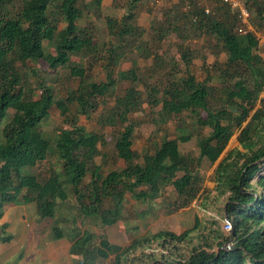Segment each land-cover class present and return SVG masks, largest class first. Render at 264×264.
<instances>
[{
  "label": "trees",
  "instance_id": "1",
  "mask_svg": "<svg viewBox=\"0 0 264 264\" xmlns=\"http://www.w3.org/2000/svg\"><path fill=\"white\" fill-rule=\"evenodd\" d=\"M13 1L0 0V124L11 112L9 121L0 128V217L6 206L32 203L36 222L50 219V238H67L70 241L68 256L72 262L77 259L79 264H96L111 255V264H132L133 261L138 264H264V99L255 108L258 95L264 90V67L254 54L258 44L255 34H238L236 17L229 16L225 6L220 5L226 9L216 15L192 5L187 15L182 14V19L195 30L204 29L214 38L226 56L224 76L236 77L224 90V106L212 109L208 100L213 89L196 81L191 74L175 86L159 91L149 86L144 88L147 105L151 108L160 105L165 115L180 111L181 103H185L188 111L204 112V124L209 131L198 141L196 157L181 155L166 139L151 152H133L132 127L127 120L139 109L142 100L134 89L137 78L133 70L118 72L117 80L128 81L130 87L114 99L101 123L111 128L123 126L116 132L113 150L124 166L103 174L93 161L99 153L96 146L99 135L83 131L75 122L78 115L96 108V98L103 97L106 87L113 82L109 73L103 83L87 82L83 68L69 66L70 56L90 52L95 47L84 28L76 25L81 17L79 3L82 0H19L18 6H14ZM100 1L91 0L95 10L99 9ZM139 2L141 0H128V14L119 22L117 37L131 33L132 26L127 22L132 20V10ZM242 2L252 7L258 16L264 11V0ZM175 5L170 8H176ZM172 19L171 23L176 22ZM106 25L113 33L115 23L107 20ZM43 42L54 45L53 53H44ZM119 55L121 52L113 54L111 66L118 63ZM180 58L188 68V54L182 52ZM31 60H41L52 70L69 67V75L78 80L76 88L64 100L54 101L48 87H40V93L34 94L27 87L22 71ZM245 76L250 79L249 83ZM52 105L66 127L60 130L59 138L51 147L49 139L42 137L37 128ZM68 105L77 107L76 116L71 119ZM235 130L243 151L228 152L212 170L215 187L221 189V194L223 190L227 194L223 212L225 210L230 222L228 235L212 221L217 229L207 231L208 224L202 225V231L196 236L201 243L191 246L186 254H180L178 244L185 241L198 224L179 234L147 233L134 237L123 247L110 244L105 238L90 247L87 234H78L74 229L68 236L58 227L59 209L71 195L78 215L82 219L98 220L102 226L125 219L120 214L125 194L143 201L154 198L168 186L176 197L172 205L177 210L188 207L202 190L203 181L197 172L201 160L214 164ZM179 141L186 142L188 137H180ZM49 152L60 165V171H50L44 178L21 172L22 168H33L44 161ZM231 156L236 159L229 162ZM142 187L146 191L137 190ZM4 229L5 226H0V243L11 240ZM225 243H230L229 250L223 248ZM153 244L169 256L161 253L157 259L152 251L143 253V249H151ZM137 251L140 255L132 256ZM20 255L10 264L20 260Z\"/></svg>",
  "mask_w": 264,
  "mask_h": 264
},
{
  "label": "rangeland",
  "instance_id": "2",
  "mask_svg": "<svg viewBox=\"0 0 264 264\" xmlns=\"http://www.w3.org/2000/svg\"><path fill=\"white\" fill-rule=\"evenodd\" d=\"M18 1H13L14 6H18ZM241 3L243 4L242 0ZM261 3L263 4V1ZM174 4L177 7L171 9L172 4L168 0H141V2L136 3L132 10L133 18L127 22L128 25L132 26L131 33L119 38L116 33L120 28L119 22L122 16L128 14V0H101L98 10H95L91 0H82L79 3L81 17L76 21V25L79 29L84 28L90 42L95 47L90 52H81L70 56L69 66L83 68L87 82L103 83L106 81L108 73L109 79L113 80L106 87L104 96L96 98V108L85 115H78L75 121L77 125L82 127L83 131L99 135L96 145L99 153L93 158V161L95 165L100 167L103 174L124 166L123 162L115 157L113 150L116 132L121 130L123 126L111 128L101 123L107 115V108L112 106L114 99L123 95L124 91L130 87L128 81L121 82L117 80L118 72L133 70L137 78L136 82L133 83L134 89L137 90L140 100H142L139 109L129 115L127 120V124L132 127L131 149L136 154H140L144 150L151 152L153 147L162 139H166L171 145L176 146L181 155L196 157L198 154V141L207 135L209 131L204 124V112L202 110L188 111L185 109V103L179 105L180 111H171L168 115L163 114L160 105L153 108L149 107L145 86L156 88L159 91L164 87L175 86L187 74H191L196 81L213 89L212 94L209 95L208 103L212 109H218L222 105L224 106L225 96L223 93L226 86L236 79V77L231 79L224 76L223 65L226 56L214 38L206 34L204 29L195 30L194 26H190L187 20L182 19V14L187 15L186 13L191 10L192 5L206 10L209 14L216 15L222 14L226 8L220 6L218 0H177V3ZM245 6L249 12V28L256 34L258 40L254 54L258 56L264 67V11L262 10L261 15L258 16L252 11V7L247 4ZM229 11L226 12L231 16L233 13ZM234 15L236 17V14ZM172 18L176 19V22L171 23ZM107 20L116 25L113 27V33H110L107 29ZM237 28L238 23L236 32L239 33ZM42 46L44 53H53V44L43 42ZM118 52H121V55L117 57V59L119 58L118 63L111 66V58L114 53ZM182 52L189 56L188 68L180 58ZM22 71L27 78V87L33 90L34 94L40 93V87H48L53 93L54 101L64 100L68 93L76 88L78 83L77 78L69 75V67H58L52 70L41 60L27 62L26 68ZM247 81L249 83L250 79L247 78ZM159 97L160 94L157 95V99ZM262 99H264V90L259 93L255 108L259 107ZM76 108V106L68 105L67 113L70 119L76 116ZM228 110H233V113H236L235 109L230 107H228ZM10 116L11 112H8L6 118L0 124V128L9 121ZM65 127L66 124L63 123L59 111L55 108V105H52L48 115L39 123L37 130L42 137L49 139L52 147L59 138L60 130ZM237 135L238 131L235 130L228 145L214 164L210 165L205 160H201L200 165L197 167V172L202 181L209 183L203 187L201 192V196L205 197L202 206L205 210L204 206L209 209L211 198L217 197L222 204L225 200L227 194L224 190L221 194V189L215 187L212 170L226 157L228 152L233 150L243 151L238 145ZM184 136L188 137V141H179L180 137ZM235 159V156H231L229 162ZM53 170L60 171V165L56 163L54 155L49 152L44 161L33 168H22L21 172L44 178ZM86 180L87 178L84 182ZM254 180L253 177L252 182ZM137 190L146 191V188L142 187ZM124 196L120 214L126 216V219L110 226H102L98 220L82 219L76 210L74 196L71 195L67 203L59 209L60 222L58 227L68 236L72 235L71 230L74 229L76 230L74 232L78 234H87L90 238L88 241L90 247L97 246L100 238H105L108 243L121 247L129 244L130 233H132L130 227L134 224L135 219L137 220L135 224L139 226V233H143L148 229L147 231L151 230L154 233L167 231L179 234L193 226L190 211H183L180 213L182 216L179 215L173 218L178 211L172 205L176 197L173 190L168 186L152 199L137 201L129 194ZM124 204L125 208L123 207ZM196 205L198 206V202L194 204V206ZM23 208L29 210L24 222L15 215L16 206L4 207L2 214L5 213V220H7L3 225H6L9 220L10 226H18V228L27 223L29 225L36 223L41 235V250L48 243L57 241L50 238V219L36 222V219L31 218L34 205L32 203L26 204ZM200 209L202 208L200 207ZM142 215L151 218V222L147 221L146 223V229L141 228ZM72 218L74 219L73 223H71ZM123 221H126V233H123L122 230L123 225L121 223ZM205 223L208 224V226L206 225L208 227L207 231L217 229L212 222L206 220ZM201 231L202 228L199 225L195 231L189 233L185 241L178 244L180 254H186L191 246L199 242L196 236ZM147 233L149 234V232H144L143 235ZM64 241L67 242L61 243L63 246L60 245L62 247H58L57 250H64L70 243L67 238ZM13 242L17 243L15 240L11 243ZM140 251L135 252L132 256L138 257ZM142 251L143 253L152 251L157 259L161 253L166 257L169 256L166 252H161L154 244L151 249H143ZM59 257L56 262L51 263L50 261H53V259L48 255H41L40 259L39 256L28 251L22 264H79L77 259L72 262L71 257H68L70 261L65 260L62 255H59ZM111 260L112 255L107 260L99 261L96 264H111ZM132 264H138V261H133Z\"/></svg>",
  "mask_w": 264,
  "mask_h": 264
},
{
  "label": "crops",
  "instance_id": "3",
  "mask_svg": "<svg viewBox=\"0 0 264 264\" xmlns=\"http://www.w3.org/2000/svg\"><path fill=\"white\" fill-rule=\"evenodd\" d=\"M172 5L174 3H177V0H168ZM254 33V32H252ZM256 36V34H255ZM257 38V37H256ZM209 183L206 181H203L202 184V190L203 187H205V185H208ZM212 188V187H211ZM210 188V189H211ZM202 190L198 193L197 198L192 201V203L188 206L185 207L181 210H178L175 215L173 216V218H176L177 216H182L180 213L183 211H190L191 212V218L193 219L192 224L196 223L198 224V226H202L205 225V221H215L218 225H219V230H221V224H222V220L224 219L223 217V208H224V202L223 204L220 203V201L214 200L213 198H211V205L209 207V209H207V206H204L205 209H203V203L205 202V197L203 198V196H201V192ZM125 197V196H124ZM198 202V206H194L195 203ZM14 206V205H13ZM25 205H16L17 210H16V214L19 219L21 221L24 222L27 212L29 213V210H24ZM123 207L125 208V204L123 205ZM200 207L202 209H200ZM32 212V211H30ZM31 214V213H30ZM31 216V215H30ZM126 219V216H122ZM5 213L2 214V216L0 217V226L3 225V223L6 222L5 220ZM14 218V216H13ZM31 218H34V212L32 213ZM150 217L146 218L144 217V215H142V225L141 228L146 229L147 228V221H150ZM10 220L7 222L4 229V232L9 234L11 236V240L7 243H0V264H10L14 258L21 253V257L20 260L16 261L15 264H22L24 261V256L26 255V252L30 251L32 253H34L35 255L39 256L41 259V255H48L50 258L53 259L52 262H56L60 257L59 255H62L63 258L67 261H70L68 259V249L70 246V243H68V245L66 246V248L64 250H57L58 247H62L63 245L61 243L67 242L64 241V239H59L57 241H53L48 243L46 246H44V248H42L41 250V235L39 234L38 231V226L37 225H29V223H27L26 225H22L20 228H18V226L12 227L10 226ZM137 222V220L135 219L134 224L130 227V230L132 233H130L131 235V239H133L134 237H138L144 234V232H149V233H154L151 230L147 231L148 229H146L145 231H143V233H139V226L137 224H135ZM178 223V222H177ZM123 225L122 230L123 233H126V221H123V223H121ZM18 229V230H17ZM134 233V235H133ZM130 239V240H131ZM13 240L17 241V243L13 242L11 243ZM62 245V246H60ZM126 245V244H125ZM123 245V246H125ZM118 246V245H117ZM121 246V247H123ZM23 250V251H22ZM57 255V258H56ZM56 258V259H55ZM55 259V260H54ZM69 264V263H68Z\"/></svg>",
  "mask_w": 264,
  "mask_h": 264
},
{
  "label": "built area",
  "instance_id": "4",
  "mask_svg": "<svg viewBox=\"0 0 264 264\" xmlns=\"http://www.w3.org/2000/svg\"><path fill=\"white\" fill-rule=\"evenodd\" d=\"M219 4L225 6L230 10L233 14H236L237 23H238V34H245L247 32H253L249 28L248 20H249V12L245 8V6L241 3V0H218ZM205 13L207 11L205 10ZM221 224V230L225 235H228L230 231V222L227 219H223ZM223 248L225 250L230 249V243H225Z\"/></svg>",
  "mask_w": 264,
  "mask_h": 264
},
{
  "label": "water",
  "instance_id": "5",
  "mask_svg": "<svg viewBox=\"0 0 264 264\" xmlns=\"http://www.w3.org/2000/svg\"><path fill=\"white\" fill-rule=\"evenodd\" d=\"M223 217H224V219H226V218H227V217H226L225 210H224V212H223Z\"/></svg>",
  "mask_w": 264,
  "mask_h": 264
}]
</instances>
